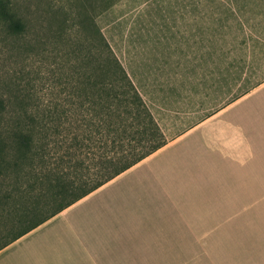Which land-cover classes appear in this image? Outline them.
I'll return each instance as SVG.
<instances>
[{"label":"crops","instance_id":"1","mask_svg":"<svg viewBox=\"0 0 264 264\" xmlns=\"http://www.w3.org/2000/svg\"><path fill=\"white\" fill-rule=\"evenodd\" d=\"M197 7L175 3V12ZM211 32L131 38L122 64L138 91L150 88L161 73L211 61ZM164 42L174 43L165 60ZM219 73L224 96L244 78L243 69L234 84L227 68ZM177 85L172 109L156 93L147 97L165 144L2 248L0 264H264V79L214 109L201 99L181 108Z\"/></svg>","mask_w":264,"mask_h":264},{"label":"rangeland","instance_id":"2","mask_svg":"<svg viewBox=\"0 0 264 264\" xmlns=\"http://www.w3.org/2000/svg\"><path fill=\"white\" fill-rule=\"evenodd\" d=\"M190 2H195L199 9H185L182 15L175 12V3L183 5ZM13 5L24 28L13 34L0 25V91L9 94L14 92L15 86H20L29 94L30 103L39 106L40 110L61 104L68 111L63 121L78 117L80 98L73 91L81 86L78 72L82 71L81 56L86 49V41H83L85 33L79 21L85 22L87 18L86 24L91 21L96 23L121 63L125 52L129 51L127 41L131 38L146 35L170 38L175 34L208 36L212 30L213 51L215 48L212 60L197 59V67L186 68V73L180 76L165 72L159 74L150 88L138 91L147 106V97L156 93L158 100L166 98L168 108L172 109L170 106L177 98L175 89L179 81L181 108L191 109L197 105L194 102L201 99V102L214 101V109L223 100L248 91L264 79V0H13ZM208 5L213 6L211 18ZM245 6H255V9L246 10ZM177 18L180 24L174 22L172 26L173 19ZM163 20H169L167 25H157ZM246 23L249 25L246 26ZM254 38L256 44L253 43ZM172 46L174 43L164 42L159 49L163 60ZM202 60L204 67H198ZM224 62H227L226 67ZM224 68H227L231 84L235 83L236 69L238 72L243 69L244 72L243 81L238 82L241 85L237 88L233 86L228 96L220 92L223 80L219 83V72ZM214 69L216 75L205 76ZM193 71L197 73H191ZM203 77L205 80H202ZM202 104L203 108H198L197 113L205 115L207 103ZM10 114L1 120L10 124ZM68 135L65 129L57 134L52 130L46 137L48 145L45 140H39V146L45 148L46 153L50 150L49 157L54 149L61 155L66 150L63 138ZM8 187L9 183L3 181L0 175V191ZM2 207L0 205V215L3 213L0 223L7 222L6 215L11 212L8 211L9 206H6V211ZM0 228H3L2 224Z\"/></svg>","mask_w":264,"mask_h":264},{"label":"trees","instance_id":"3","mask_svg":"<svg viewBox=\"0 0 264 264\" xmlns=\"http://www.w3.org/2000/svg\"><path fill=\"white\" fill-rule=\"evenodd\" d=\"M87 20L79 21L86 49L81 86L73 91L80 98L75 120L63 121L68 111L61 104L40 110L20 86L9 94L0 91V175L10 185L0 191V205L11 211L0 223V250L165 144L122 63L96 23ZM0 25L13 34L24 28L13 0H0ZM7 114L10 124L1 120ZM63 129L69 133L62 137L66 150L58 155L54 149L49 157L39 140L47 146L48 133Z\"/></svg>","mask_w":264,"mask_h":264}]
</instances>
